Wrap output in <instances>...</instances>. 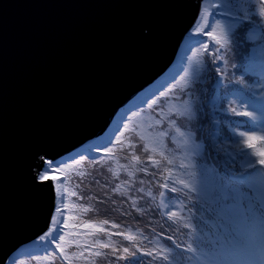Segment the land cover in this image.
Wrapping results in <instances>:
<instances>
[{
	"label": "trees",
	"instance_id": "1",
	"mask_svg": "<svg viewBox=\"0 0 264 264\" xmlns=\"http://www.w3.org/2000/svg\"><path fill=\"white\" fill-rule=\"evenodd\" d=\"M204 3L209 27L196 22L193 34L187 32V47L199 43L191 58L181 53L169 71L125 99L100 134L40 159V177L49 175L55 194L53 212L61 208L67 227L54 225L52 214L44 232L57 227L56 238L47 236L27 259L15 255L16 264H264V168L239 135L264 136V40L259 32L248 39L264 20L258 0ZM216 21L234 29L224 48L205 34ZM145 142L155 151H145ZM80 155L82 163H74ZM50 165H60L62 173L53 174ZM249 174V185L241 183ZM9 255L3 264H13Z\"/></svg>",
	"mask_w": 264,
	"mask_h": 264
},
{
	"label": "water",
	"instance_id": "2",
	"mask_svg": "<svg viewBox=\"0 0 264 264\" xmlns=\"http://www.w3.org/2000/svg\"><path fill=\"white\" fill-rule=\"evenodd\" d=\"M201 1L0 0V264L49 227L40 159L100 134L162 74Z\"/></svg>",
	"mask_w": 264,
	"mask_h": 264
},
{
	"label": "snow or ice",
	"instance_id": "3",
	"mask_svg": "<svg viewBox=\"0 0 264 264\" xmlns=\"http://www.w3.org/2000/svg\"><path fill=\"white\" fill-rule=\"evenodd\" d=\"M258 2L260 3L259 16L261 17L262 20H264V0H258ZM210 7L215 8V7H218V6L215 5V4H212V5H210ZM220 14L224 15L225 13H220ZM202 22L204 23L205 27H209L206 19L204 21H202ZM229 30H234L232 25H229L226 28L223 23H221L220 21H216L214 24L211 25V30L208 31L205 34L209 37L210 40L214 41L215 44L219 45L220 48H224V47H226L229 44V40H230ZM197 31H201V29L198 28ZM257 32L260 33V38L262 40H264V28H254L252 30V33L248 36V39L249 40L254 39L256 37V35H257ZM204 50L208 51V45L207 44L204 45ZM262 51H264V49H262ZM209 55H211V52H209ZM181 79L183 80L184 77H181ZM169 91H173V89H169ZM181 91H183V88L181 89ZM153 103H156V101H153ZM185 111H188V109L185 108ZM238 114L239 115H244V116H248L249 115L247 112H242V113H238ZM173 115H175V114L173 113ZM149 127H151V125H149ZM125 130L126 131H131L130 129L127 128V126H125ZM173 131H175L178 136L184 137V133L181 132L179 130V128H173ZM121 135H123V133ZM138 135H139V138L141 140L145 139V135L143 133H140ZM160 135H164V133L161 132ZM239 135L241 137H243V142H244V145L246 146V148L249 149V150H253L252 154L256 157V163L261 168H264V146H261V145H264V136H255V135H247V136H245L244 133H240ZM148 139H151L150 135L148 136ZM153 142L155 143L156 141H153ZM116 143L119 144V143H121V141L119 139H117ZM184 144L186 146L188 145V139H184ZM258 146H260V147H258ZM132 147L134 148L135 145H132ZM192 147H193V150H194L195 146H192ZM143 149L145 151H155V148H150L149 144L147 142H145L143 144ZM112 152H113L112 149H106L105 155L111 156ZM89 159L93 163H99L100 162L98 160H94L91 157ZM132 160L136 161L137 163L141 162L140 158L138 156H136V155H132ZM148 160L152 161L153 165H159L160 164L159 160H153V158L151 156L148 157ZM183 166L184 165H181V167H183ZM121 167H123V165H121ZM49 168H50V171L53 174H57V175L62 173V171H63V169H61L60 165H50ZM109 171H112V169L110 168ZM112 174H113V176H117L118 172L117 171H113ZM81 175H83V173H81ZM129 175H131V173H129ZM252 177H253V174H249L248 176L242 177L241 183L249 185V183L252 180ZM48 178H49L48 174L42 175L40 177L41 181H45ZM183 186L185 188H188L187 184H184ZM161 187H165L166 188L167 185H161ZM120 189H121V185L117 184L115 186V191L116 192H120ZM170 191H175V189H170ZM189 191H191V189H189ZM161 195H163V193H161ZM60 200H61V203H62L63 202V195L60 196ZM56 211H57V213L60 214L61 218L58 219V218L54 217L53 224L54 225H60V226H63V227H67V224L64 222V219L62 218V210H61V208L59 206L57 207ZM175 216H176L175 212L170 213L169 219L171 220ZM89 226H91V225H85V227H89ZM112 227H117V226L116 225H112ZM57 230H58L57 227H53L52 230L47 234V236L49 238L55 239L56 238L55 233L57 232ZM97 230L98 231H102L103 229H97ZM127 238L130 239V240L133 239V237H130V236L127 237ZM59 239L63 240L64 237L60 236ZM58 249H59V251L61 253L64 252V249L63 248H59V246H58ZM187 250L191 251V249H187ZM123 251L125 253H127L128 252V248H124ZM145 254L146 255H152L151 252H147ZM96 255H100V253H96Z\"/></svg>",
	"mask_w": 264,
	"mask_h": 264
},
{
	"label": "rangeland",
	"instance_id": "4",
	"mask_svg": "<svg viewBox=\"0 0 264 264\" xmlns=\"http://www.w3.org/2000/svg\"><path fill=\"white\" fill-rule=\"evenodd\" d=\"M202 1L200 2V10H199L198 17L196 19V22H198L200 24L204 20L206 14H207V10H208V5L206 3L202 4ZM191 30L192 29H190L188 31V33L190 32V35L193 34V30L192 31ZM188 39H190V36L185 35L184 39L181 41V43H180V45L178 47V51H177L176 56H175L176 58L174 59V61L172 62V64L163 72V74L165 72L169 71V69L171 68V66L174 65L176 62H178L181 53L186 52L189 55L190 58L192 57V54L194 52L193 46L195 45V48H198L199 43L193 44V46L191 48H189V47L186 46V44L188 42ZM189 67H190V65H187V68H189ZM187 68H186V71H187ZM114 115L115 114H113V116ZM78 152H79V150H75L72 153H70L68 157H70V156L73 157ZM82 161H83V157L80 155V158L76 159L74 161V163H76V164L77 163H82ZM39 178H40V172H39ZM49 179H50V177H49ZM53 214H54V217L58 215L57 212H56V210L53 212ZM64 222L67 224L66 214L64 215ZM47 234H48L47 232H44V233L40 234L39 236H37L36 238H34L33 240H31L29 242L26 241L27 243L20 245L16 250H14L8 256V261H9V259H13L14 258L13 264H16L17 259H16L15 255H17V254H21L22 255V256H19L18 259H27V257H24L27 253L32 254L33 252H35V251H37L39 249L40 244H43V245L45 244L46 238H47ZM15 259H16V261H15Z\"/></svg>",
	"mask_w": 264,
	"mask_h": 264
}]
</instances>
